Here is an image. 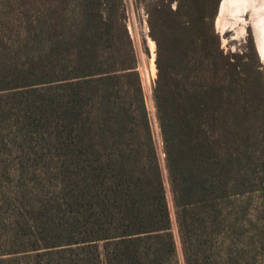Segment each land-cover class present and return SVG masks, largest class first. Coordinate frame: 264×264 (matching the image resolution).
<instances>
[{
    "label": "trees",
    "instance_id": "1",
    "mask_svg": "<svg viewBox=\"0 0 264 264\" xmlns=\"http://www.w3.org/2000/svg\"><path fill=\"white\" fill-rule=\"evenodd\" d=\"M200 4L148 13L166 40L154 98L184 264H264V155L250 151L264 109L246 107ZM121 6L0 0V264H177Z\"/></svg>",
    "mask_w": 264,
    "mask_h": 264
},
{
    "label": "rangeland",
    "instance_id": "2",
    "mask_svg": "<svg viewBox=\"0 0 264 264\" xmlns=\"http://www.w3.org/2000/svg\"><path fill=\"white\" fill-rule=\"evenodd\" d=\"M176 7L177 0H122L121 12L123 13V24L135 54L137 72L140 77L153 143L156 148L161 177L165 187L171 231L176 245V262L177 264H184L154 98L158 71L157 64H160L163 70L167 59L166 40L163 33H161V29L157 28L158 22L153 19L151 21L154 24V31L152 30L153 25L151 28L150 17H148V13L152 12L153 9L174 10ZM196 9L198 13L208 17L207 22L209 24L207 23L206 29L208 27L213 29V32L218 36L219 50L222 56L228 62H235L241 66L245 80V90H247L245 105L250 111L253 110L260 114V111L264 109V0H201V4ZM212 14H214V17L212 24H210ZM209 49L212 51L213 47L209 46ZM204 67L201 72L205 74L207 80H210L209 82H220V79L222 80L225 77L223 71L218 68L210 73V70L206 69V65ZM198 75H201V73L198 72ZM220 105L221 108H225L223 104ZM228 107L230 109L232 106ZM232 150L240 152L238 148L233 147L231 148ZM250 151L255 157H260L264 155V145L254 147ZM35 187L37 189L36 185ZM39 190L40 197L43 200H49V195L54 192L55 185L51 180L47 179L44 184L41 183V189ZM256 195H252L255 200H257ZM239 199L241 198L239 197ZM253 208L254 206L252 205L251 210ZM41 251L39 250L35 253L41 255ZM38 254L36 255L38 256ZM39 258L44 259V254ZM260 264H263V261Z\"/></svg>",
    "mask_w": 264,
    "mask_h": 264
}]
</instances>
